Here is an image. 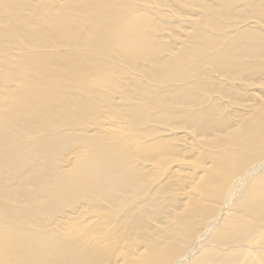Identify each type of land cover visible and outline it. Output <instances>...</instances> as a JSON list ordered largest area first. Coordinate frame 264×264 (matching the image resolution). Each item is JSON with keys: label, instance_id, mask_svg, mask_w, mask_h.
<instances>
[{"label": "bare ground", "instance_id": "obj_1", "mask_svg": "<svg viewBox=\"0 0 264 264\" xmlns=\"http://www.w3.org/2000/svg\"><path fill=\"white\" fill-rule=\"evenodd\" d=\"M0 264H264V0H0Z\"/></svg>", "mask_w": 264, "mask_h": 264}]
</instances>
